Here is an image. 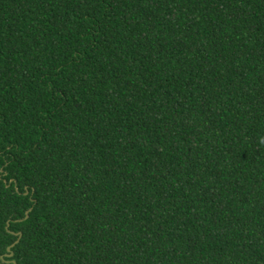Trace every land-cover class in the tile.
Returning a JSON list of instances; mask_svg holds the SVG:
<instances>
[{
	"label": "trees",
	"instance_id": "trees-1",
	"mask_svg": "<svg viewBox=\"0 0 264 264\" xmlns=\"http://www.w3.org/2000/svg\"><path fill=\"white\" fill-rule=\"evenodd\" d=\"M13 233L17 264H264V0H0Z\"/></svg>",
	"mask_w": 264,
	"mask_h": 264
},
{
	"label": "water",
	"instance_id": "water-1",
	"mask_svg": "<svg viewBox=\"0 0 264 264\" xmlns=\"http://www.w3.org/2000/svg\"><path fill=\"white\" fill-rule=\"evenodd\" d=\"M27 194L28 193H26V195ZM30 212H31V210L26 213V218L24 220H18L17 222H23V221L27 220L29 218ZM14 235L18 236V240L14 244H12L11 246L8 247L7 254L0 258V264H17V261L13 259L15 256L13 248H15V246L20 243L21 238H22V233H18V234H14Z\"/></svg>",
	"mask_w": 264,
	"mask_h": 264
}]
</instances>
